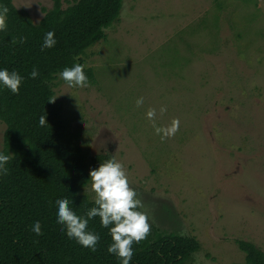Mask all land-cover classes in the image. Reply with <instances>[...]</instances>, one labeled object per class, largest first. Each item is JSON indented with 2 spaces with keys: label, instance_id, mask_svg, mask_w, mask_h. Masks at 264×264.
Returning a JSON list of instances; mask_svg holds the SVG:
<instances>
[{
  "label": "rangeland",
  "instance_id": "1",
  "mask_svg": "<svg viewBox=\"0 0 264 264\" xmlns=\"http://www.w3.org/2000/svg\"><path fill=\"white\" fill-rule=\"evenodd\" d=\"M13 1L34 23L54 5ZM119 18L82 57L96 84L54 87L88 173L95 155L122 162L148 237L200 243L187 264H246L237 241L264 252V0H125ZM149 109L179 130L162 140Z\"/></svg>",
  "mask_w": 264,
  "mask_h": 264
},
{
  "label": "trees",
  "instance_id": "2",
  "mask_svg": "<svg viewBox=\"0 0 264 264\" xmlns=\"http://www.w3.org/2000/svg\"><path fill=\"white\" fill-rule=\"evenodd\" d=\"M125 0H75L64 7L54 0L39 23L16 7L13 0H0L9 8L8 29L0 33V69L17 71L25 77L19 94L0 89V120L6 124L3 152L13 159L0 177V264H120L107 252L112 238L101 227L100 218L89 221L88 229L100 234L97 250L69 239L55 223L54 201L66 196L78 215H84L94 201L83 193L90 182L85 153L76 145L55 97L59 73L73 62L84 65L88 49L107 40L106 30L119 21ZM54 31L57 44L41 51L47 32ZM24 38V43L20 39ZM36 67L40 76L30 79ZM90 84H96L93 68L85 67ZM47 114L49 126L39 117ZM111 155H95V168ZM39 221L41 234L30 225ZM149 236V235H148ZM133 244L131 264H187L200 249L194 237L170 234ZM246 254V264H264V252L249 241H237Z\"/></svg>",
  "mask_w": 264,
  "mask_h": 264
},
{
  "label": "clouds",
  "instance_id": "3",
  "mask_svg": "<svg viewBox=\"0 0 264 264\" xmlns=\"http://www.w3.org/2000/svg\"><path fill=\"white\" fill-rule=\"evenodd\" d=\"M9 8L0 2V33L8 29ZM24 43L22 37L19 41ZM57 44L55 32L49 31L45 34L41 51L51 49ZM85 65L73 62L71 66L65 67L60 73L59 78L64 86L71 89L73 87L88 88L90 86L89 77L86 75ZM40 76L39 70L34 66L29 73L30 79H37ZM25 77L17 71L0 69V89L7 88L13 94H19L20 87ZM49 99L48 102H54ZM144 103L143 97L136 100L137 107ZM167 111L166 107L160 108V113ZM147 119L152 121L155 134L161 139L174 135L179 130V121L173 120L167 127L157 126L155 122L156 109H149L146 113ZM41 127L49 126L47 114L39 117ZM13 159L11 153L0 151V177L9 174L6 166ZM91 179V190L95 193L94 206L86 211L84 215H78L73 209V202L66 196H61L54 201L55 223L60 225V231L69 239L75 240L82 247L90 249L92 252L97 250V245L101 239L100 234L88 229L89 221L96 217L100 218L101 227L109 230L112 243L109 244L107 252L114 255L120 264H131L134 249L133 244L147 238L150 233L151 224L148 214L142 211L143 203L138 198L134 188L130 186L125 165L115 159V157L100 163L99 166L89 173ZM33 234H41L39 221H33L30 225Z\"/></svg>",
  "mask_w": 264,
  "mask_h": 264
}]
</instances>
